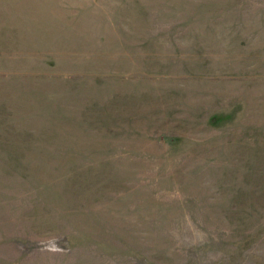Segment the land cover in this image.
<instances>
[{
    "label": "rangeland",
    "instance_id": "1",
    "mask_svg": "<svg viewBox=\"0 0 264 264\" xmlns=\"http://www.w3.org/2000/svg\"><path fill=\"white\" fill-rule=\"evenodd\" d=\"M0 264H264V0H0Z\"/></svg>",
    "mask_w": 264,
    "mask_h": 264
}]
</instances>
